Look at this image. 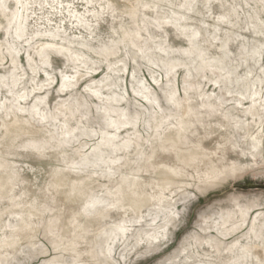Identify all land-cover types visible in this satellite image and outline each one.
<instances>
[{
	"label": "rangeland",
	"instance_id": "obj_1",
	"mask_svg": "<svg viewBox=\"0 0 264 264\" xmlns=\"http://www.w3.org/2000/svg\"><path fill=\"white\" fill-rule=\"evenodd\" d=\"M0 264H264V0H0Z\"/></svg>",
	"mask_w": 264,
	"mask_h": 264
}]
</instances>
